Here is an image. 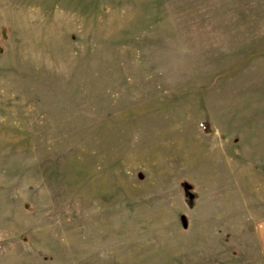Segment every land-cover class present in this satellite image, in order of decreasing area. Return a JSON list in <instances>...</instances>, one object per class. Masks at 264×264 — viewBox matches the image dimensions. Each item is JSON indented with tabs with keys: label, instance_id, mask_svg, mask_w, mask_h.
<instances>
[{
	"label": "rangeland",
	"instance_id": "rangeland-1",
	"mask_svg": "<svg viewBox=\"0 0 264 264\" xmlns=\"http://www.w3.org/2000/svg\"><path fill=\"white\" fill-rule=\"evenodd\" d=\"M0 264H264V0H0Z\"/></svg>",
	"mask_w": 264,
	"mask_h": 264
},
{
	"label": "trees",
	"instance_id": "trees-1",
	"mask_svg": "<svg viewBox=\"0 0 264 264\" xmlns=\"http://www.w3.org/2000/svg\"><path fill=\"white\" fill-rule=\"evenodd\" d=\"M2 33H4V31ZM208 125L209 124L207 122L199 123V127L203 129L204 132H208ZM180 185L183 192L185 204L189 209H192L195 206V200L197 198V194L195 193V187L193 184L189 183L185 179H182L180 181ZM181 217L186 219L184 215Z\"/></svg>",
	"mask_w": 264,
	"mask_h": 264
}]
</instances>
